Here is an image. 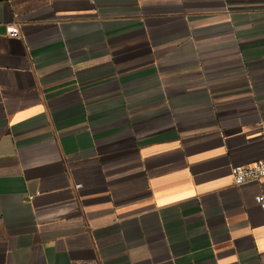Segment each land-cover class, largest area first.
Wrapping results in <instances>:
<instances>
[{"label": "crops", "instance_id": "1", "mask_svg": "<svg viewBox=\"0 0 264 264\" xmlns=\"http://www.w3.org/2000/svg\"><path fill=\"white\" fill-rule=\"evenodd\" d=\"M263 156L264 0H0V264H264Z\"/></svg>", "mask_w": 264, "mask_h": 264}, {"label": "built area", "instance_id": "2", "mask_svg": "<svg viewBox=\"0 0 264 264\" xmlns=\"http://www.w3.org/2000/svg\"><path fill=\"white\" fill-rule=\"evenodd\" d=\"M87 1L92 5L96 4V0ZM7 31L11 36H19L21 33L18 23L9 24ZM232 174L235 184H242L250 180H260L264 178V156L251 164H235L232 167ZM30 198H33V196H30ZM256 200L264 207V194H258Z\"/></svg>", "mask_w": 264, "mask_h": 264}]
</instances>
